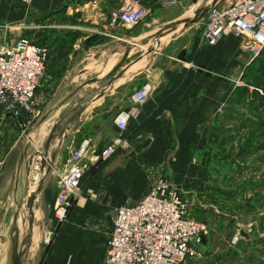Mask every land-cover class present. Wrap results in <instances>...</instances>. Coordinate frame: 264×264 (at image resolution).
Listing matches in <instances>:
<instances>
[{
	"label": "crops",
	"instance_id": "obj_1",
	"mask_svg": "<svg viewBox=\"0 0 264 264\" xmlns=\"http://www.w3.org/2000/svg\"><path fill=\"white\" fill-rule=\"evenodd\" d=\"M23 1L0 0V21L21 19L22 23L27 16H50L72 0H31L30 6ZM83 1L92 14L103 17L124 2ZM204 1L179 0L174 6L192 3L182 12L183 17L186 10L203 11L215 0ZM141 4L152 16V25L161 22L173 7L163 5L161 0H141ZM69 9L52 14L42 24L68 32V40L51 43L45 41V36H35L34 40L28 32L21 33L47 49L45 77L35 95V105L44 114L41 121L31 128L27 126L24 140L15 139L13 143V134L23 132L25 119L0 114V264H9L14 247L20 248L26 241L27 235L19 226L31 192L27 187L28 171L33 158H39L32 156L42 154L47 160L45 166L40 161L43 170L36 201L30 206L32 220L52 230L56 177L65 161L83 141H88L90 157L119 139L125 140L127 147L84 174L83 196L74 202L51 254L42 264H64L67 260L70 264H103L114 209L137 202L159 180L174 187L187 205L194 206L199 221L222 225L208 230L196 263L225 264L227 257L235 261L230 250L222 255L211 240L225 239L224 218L227 214L230 217L233 212L229 210H236L235 204L246 193V189L233 186L237 148L232 145L237 143L225 133L226 128L237 124L223 118L233 113L240 93L237 82L244 83V74L252 66L250 53L233 35L224 36L215 46L199 49L205 14L198 21L197 36L191 32L193 26L179 33V29L171 31L178 33L173 38L171 32L166 34L165 39L171 38L168 44L158 34L161 40L152 47L153 55L144 57L141 34L124 35L121 28H109L107 20L106 28L104 24L75 27ZM176 21L182 20L171 24ZM42 26L34 31L44 33ZM98 29L106 33L98 34ZM87 31L91 34H78ZM158 42L164 44L159 51L155 48ZM145 85L152 91L143 104L136 105L133 96ZM120 113L132 114L124 132L114 124ZM32 251L35 254L22 264H38L44 248L37 245Z\"/></svg>",
	"mask_w": 264,
	"mask_h": 264
},
{
	"label": "built area",
	"instance_id": "obj_2",
	"mask_svg": "<svg viewBox=\"0 0 264 264\" xmlns=\"http://www.w3.org/2000/svg\"><path fill=\"white\" fill-rule=\"evenodd\" d=\"M174 6L177 0H161ZM148 12L141 0H126L108 18L109 28L131 29L143 22ZM199 38V49L215 46L224 36L241 40V48L254 60L264 50V0H217L208 8ZM45 46L20 37L14 42L0 38V114L25 119L30 127L41 117L34 104L36 89L45 71ZM192 67V65L190 66ZM152 89L145 85L133 96L136 105L143 104ZM261 93V91H259ZM131 113H120L115 119L119 132L127 129ZM88 141L71 153L62 171L57 173L58 195L54 205L57 223L66 220L82 176L98 162H105L119 149L127 147L117 140L100 152L88 156ZM41 158H33L29 174L39 171ZM3 162L0 161V174ZM33 172V173H32ZM39 183V182H38ZM206 227L191 220L177 190L159 180L137 202L114 209L112 228L107 241L103 264H185L201 256Z\"/></svg>",
	"mask_w": 264,
	"mask_h": 264
},
{
	"label": "rangeland",
	"instance_id": "obj_3",
	"mask_svg": "<svg viewBox=\"0 0 264 264\" xmlns=\"http://www.w3.org/2000/svg\"><path fill=\"white\" fill-rule=\"evenodd\" d=\"M123 1L124 4L126 0ZM178 1L179 0H177V2ZM84 3L85 2L83 0H72L71 2L63 5V7L57 8L53 13L49 15L51 16L52 14L61 13L70 7V9L67 12H69L70 14L71 11L73 12L72 16L70 17V22L75 27L94 28L99 24L105 25L106 24L105 20H107L108 22V18L111 15V13L118 11L120 9L119 8L117 10L110 11L107 17H103V16H99L98 14L97 15L92 14L89 8L88 7L86 8L84 6ZM205 3L206 2L204 0H201V4H205ZM23 4H26V6H30L31 0H24ZM191 5L192 3L188 2L185 5H182L181 7H175V6L171 7V9H168V11H166L168 13H165L163 18L161 19V22H158L154 25L151 24L152 16L150 14H147L143 22L131 28L132 30L123 28V30L120 29V31L127 36L141 34L142 35L141 44H142V48H144V50L142 51V55H144V57H151L153 55L150 53L152 47L156 45L155 43L157 41L161 40L158 34H160L161 37L163 38V42L164 43L167 42L168 44V41L171 38H173L177 32L179 33V31H181V24H178L177 26H174L171 29H166L168 25L173 23L176 19L187 20L188 18L194 15V9H192L189 11L186 10L187 12L184 13L185 15L183 17H180L185 9L191 8ZM50 16H41V17L27 16L22 20V23H20L21 19H19V21L12 20L11 22L9 20L8 21L1 20L0 38L14 42L16 39L23 36L21 35V33L24 34L28 32L29 33V34L27 33L28 36L34 40H37L36 39L37 37L35 36L38 37L45 36L44 37L45 41L47 40L48 42L50 41L51 43L58 40H68L70 35L68 32L63 30L62 31L52 30L50 29L51 26L49 25H46L45 27L42 26L44 21L50 19L49 18ZM198 23L199 22L194 24L193 27H191L192 29L190 28L191 32H193L195 36H197L199 30ZM39 26L40 27L42 26L44 28V33L42 32L43 31L42 29L41 32L34 31L36 29H39L38 28ZM46 28H48V30L45 31ZM104 28H106V25ZM179 28L180 30H178L177 32L175 33L171 32ZM24 30H28V31H24ZM98 30H99L98 34L104 35L106 33L103 29L101 30L98 29ZM170 32L173 34V36H171V38L169 39H165L166 34H170ZM78 34L80 37H84L90 35L91 33L87 31V33L80 32ZM124 41L126 42V40ZM144 44L147 45L144 46ZM163 46L164 44L158 42V45L155 48L157 49V51H159L160 48H162ZM251 64L252 66L249 67L246 73L244 74L245 76L243 77L244 83L239 84L237 82L236 87L240 89V93L239 95L236 96L234 110L232 111L233 113L230 112L229 114L226 115L225 118H223L224 120L235 121V123L237 124L234 125V127H229V128L225 127L226 128L225 133L226 135H228V138L232 140V142H234L235 144L237 143L236 145L237 147L232 145L233 148H237L235 152L236 157L234 160L237 166L236 167L237 170L234 171L233 186H238L246 189V193L242 194L240 198V202H238V204H235V207H237V209L236 210H233V208L230 209L229 213L232 212L233 213L229 215L230 217H228L227 214V217L224 218L227 219V221L223 225L224 226L223 233L225 235V239L217 240L213 242L211 240V243H214L216 248L221 249L222 255H225L227 251L230 250L229 254L232 257H234L235 261L228 260L227 257L224 262L225 264H264V50L260 52V55L258 57H256L254 60L252 59ZM44 77L45 76H42L40 81ZM37 91H38V87L36 89L35 95ZM259 91H261V93H259ZM34 104H35V97H34ZM39 110L41 112V117L39 120L33 122V124L43 119V114H44L43 110L40 108ZM33 124H31L29 128H31ZM29 128L24 126L23 132L18 130L17 133H14L13 134L14 141L11 140V143L15 142V139L24 140L26 137L25 134L26 129L28 130ZM106 147H104L103 149H105ZM37 156L43 160L42 161L43 166H45L44 163L47 162L46 157H43L42 154H38V153L34 154L32 157H37ZM100 163L103 162L102 161L98 162L95 166L91 168V170L94 167L98 166ZM41 168L42 167H40L38 171V180H40V173H42L43 170V169L41 170ZM91 170L86 172L85 175L90 173ZM30 171L32 170L29 169L28 177ZM85 175L82 176V179L79 183L77 195L72 201V205L69 209L68 215L74 205V202L81 199V197L83 196L81 186H82V180ZM27 187L29 189V192L31 190V192L29 193L30 195H28L29 202H31V204H34V202L36 201L34 196H37L39 184L36 186V188L32 189V186L30 185L28 179ZM177 193L179 198L187 208L188 217L197 223L205 225L207 231L203 237V240L206 239L207 233L209 235L208 230H211V228L214 225L215 227L222 226L219 224H214V222L212 221L211 222L206 221L204 223L199 221L197 219L198 217L197 211L194 208V206L190 207L189 205H187L185 198L182 195H180L178 191ZM57 195H58V189L56 186V197ZM31 196H33L34 198ZM246 200H249V202H247ZM55 201L56 198L54 200V204L52 208V214H53L52 230L51 227L49 228V225L37 223L32 220V216H34V212L32 213L31 216L30 214L31 207L29 208V206H27V208L24 209L23 212L24 215L22 217V222L19 226V229H21L22 232H24L27 235L26 241L25 243H23L22 247L20 248H18L17 246L14 247L13 252L10 256L9 264H12L11 260L14 252H16L19 255L21 254L20 260L22 261V263H24L25 260L29 258L34 252L32 251L34 249V246L37 245L38 246L41 245V247L44 248L43 256L39 254L38 264L44 263L45 259H47V257L51 254L52 251L51 249L53 248L56 242L58 231L68 219V215H67L65 221L61 223L56 222L54 218ZM46 220L48 221V215L46 217ZM14 232L15 231L13 230V233ZM200 247L201 246L198 247V251H200ZM34 254L35 253H33V255ZM200 257L192 260H188L185 264H197L196 261L200 259ZM64 264H70L69 260H67Z\"/></svg>",
	"mask_w": 264,
	"mask_h": 264
},
{
	"label": "water",
	"instance_id": "obj_4",
	"mask_svg": "<svg viewBox=\"0 0 264 264\" xmlns=\"http://www.w3.org/2000/svg\"><path fill=\"white\" fill-rule=\"evenodd\" d=\"M216 1L217 0H215L213 2V4H211L210 7H212L215 4ZM207 11H208V9H203V11L198 10V11H196L194 13V15L192 17L188 18L187 20H182V21L176 22L174 24H171L166 29L173 28L174 26H177L178 24H181V31L184 30V29H187V28L193 26L194 24H196L200 19H202L204 17V15L207 13ZM38 191H39V189H38ZM31 197H33V196H31ZM28 206L30 208L31 202L28 203ZM30 214L32 216V212ZM20 258H21V254L19 255L16 252H14L13 257H12V260H11V263L12 264H22V261L20 260Z\"/></svg>",
	"mask_w": 264,
	"mask_h": 264
},
{
	"label": "bare ground",
	"instance_id": "obj_5",
	"mask_svg": "<svg viewBox=\"0 0 264 264\" xmlns=\"http://www.w3.org/2000/svg\"><path fill=\"white\" fill-rule=\"evenodd\" d=\"M179 30H180V28H179ZM32 179H33V181H34V183H33V185H32V189H33V188H36V186L38 185V182H39L37 172H34V173H33V175H32ZM32 193H33V192H32Z\"/></svg>",
	"mask_w": 264,
	"mask_h": 264
},
{
	"label": "trees",
	"instance_id": "obj_6",
	"mask_svg": "<svg viewBox=\"0 0 264 264\" xmlns=\"http://www.w3.org/2000/svg\"><path fill=\"white\" fill-rule=\"evenodd\" d=\"M130 121H131V120H129V123H128V125L130 124ZM127 127H128V126H127Z\"/></svg>",
	"mask_w": 264,
	"mask_h": 264
}]
</instances>
